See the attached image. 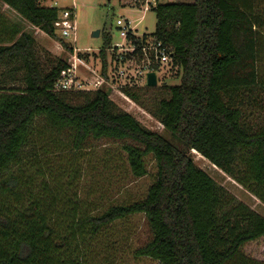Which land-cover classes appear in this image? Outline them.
Listing matches in <instances>:
<instances>
[{"label":"trees","instance_id":"1","mask_svg":"<svg viewBox=\"0 0 264 264\" xmlns=\"http://www.w3.org/2000/svg\"><path fill=\"white\" fill-rule=\"evenodd\" d=\"M144 1L123 0V5ZM0 2L64 50L44 72L33 36L0 14V70L7 67L8 78L0 81V264H93L99 238L109 235L114 222L135 214L145 216L152 234L136 257L159 264H264L242 251L264 237V216L216 183L190 153H199L264 204V126L247 125L235 99L241 88L257 83L255 41L264 34L260 0L156 1L150 8L154 31L141 36L129 31L134 50L122 55L126 68L146 64L142 47L149 36L171 48L172 62L181 69L179 83L167 86L168 98L152 108L123 88L175 143L120 109L102 86L92 92L54 91L69 66L66 55L73 53L56 33L58 8L39 0ZM106 48H111L108 34L97 52L104 77L117 61L115 50L108 61ZM86 54L77 56L87 61ZM150 69L158 65L152 62ZM20 71L23 84L15 86ZM90 138L130 141L122 143V151L136 177L146 174L145 157L152 155L155 179L143 199L97 210L80 198L78 159ZM62 152L73 163L65 160L67 170L47 176L39 157ZM29 162L34 171L28 178L12 171L25 167L24 175Z\"/></svg>","mask_w":264,"mask_h":264},{"label":"rangeland","instance_id":"2","mask_svg":"<svg viewBox=\"0 0 264 264\" xmlns=\"http://www.w3.org/2000/svg\"><path fill=\"white\" fill-rule=\"evenodd\" d=\"M53 1L58 3V7L70 5V0H45L44 3L48 6L52 5ZM75 1V35L64 38V40L66 43H69L73 50L74 47L79 49L73 51L76 55L78 53H87L86 55L89 56L88 60L85 61V63L90 64L89 67L87 65L80 67L81 64H76L78 77H86L90 81L95 78L96 74L98 76L102 75L101 77L104 80L102 87L108 91L109 98L120 109L132 114L144 127L161 133L168 140L175 143L174 139L163 130L162 125L156 119L123 93V88H128L134 92L147 108H152L160 99L168 98L169 90L167 86L179 83L180 67L172 61L165 65H159L157 70V85L149 87L145 84L146 80L143 74H135L127 70L120 76L116 71L117 67L113 64L108 65L106 77H104L101 72L102 62L97 53L102 49L106 34L110 35L111 47L115 43H122L119 32L123 21H129V27L138 34L153 32L156 23L154 11L147 10L143 14L144 5H123V0ZM158 1L167 2L169 0ZM259 3L264 4V0H260ZM151 6H154V4H151ZM258 6V9L262 7L260 9L264 10V5ZM0 14L9 23L17 22L26 33L32 34L35 37L34 51L40 60L44 72L50 69L55 59L63 56L64 50L58 41L47 36L38 28H34L14 10L3 5V3H0ZM142 15L143 17L141 18ZM96 30L100 31L97 37L93 36V32ZM56 33L61 36L57 28ZM73 39L74 42H72ZM237 44L241 49L242 43L238 41ZM87 49L88 51H85ZM106 51L109 61L112 52L109 48H106ZM255 51V81L257 83L249 88H241L235 96L238 107L245 118V123L254 129L264 126V34H258V38L255 41ZM72 54L66 55V60L69 64L72 60ZM241 66L239 65L235 69ZM6 69L7 67L1 68L0 81L8 79L4 74ZM23 73V71H20L15 75V86H22L21 77ZM145 87H148V89ZM78 101L77 99L72 100V103H77ZM61 138L64 139L63 136ZM123 142L131 143L126 140H93L90 138L80 155L82 157L78 159V163L83 170L77 184L78 194L80 198L91 203L97 210H103L110 205L129 204L133 201L141 200L146 196L149 186L154 182L156 166L152 155L149 154L145 157L146 174L136 177L132 175L126 164L125 154L122 151ZM190 153L194 163L207 172L216 183L223 186L229 193L258 214L264 216V204L256 197L214 167L199 153L193 151H190ZM59 155L65 156L60 157ZM72 158L67 152L64 154L63 152L61 154H50L45 158L39 157L38 164H41L47 176L48 174L49 176L50 174L59 176L62 169L67 170L65 160L72 162ZM22 164L18 166L21 167ZM31 164L32 162H29L28 169L24 172V175H22L21 170H25V167H21V170L18 171V167L15 166L12 171L18 173L19 177L26 179L33 175L34 168H29ZM64 178L67 177L64 176ZM36 189L37 187L35 186L34 190ZM108 234L106 237L104 235L102 238H99V244L94 249L93 256L95 260H92L93 264H159L148 257H136L134 255L135 250L144 246L152 237L151 230L143 214H135L114 222L109 228ZM242 251L250 258L264 261V237L244 244Z\"/></svg>","mask_w":264,"mask_h":264},{"label":"built area","instance_id":"3","mask_svg":"<svg viewBox=\"0 0 264 264\" xmlns=\"http://www.w3.org/2000/svg\"><path fill=\"white\" fill-rule=\"evenodd\" d=\"M58 3L53 1L50 7H57L58 14L57 19L54 23L55 28L59 29L60 34L63 38H67L71 35H75L76 31V23H75V9H76V1L70 0V5L58 7ZM151 4V0L144 1V9H148ZM142 5V6H143ZM129 21H123L122 26L120 27L119 36L122 39V43H115L113 47L109 48L113 53L114 50L117 54V61L114 60V64L117 67L118 75L122 76L125 71L134 72L135 74H143L144 79H146V74L149 71H153L150 69L152 62L158 65H165L168 62L172 61L171 56V48L168 46H164L161 44L160 41H155L153 38H148L145 41V45L142 47L143 53L147 57L146 64H144L140 68L136 69H128L123 64L122 55L126 53H130L134 50V45L127 40V35L129 31L132 29L129 27ZM132 32V31H131ZM74 42V39L73 41ZM73 49V48H72ZM79 50L78 48L74 47V50ZM151 50V56H148L147 51ZM85 51H88L85 50ZM85 65V61L80 59L75 52L72 54V60L70 64L68 63V68L61 71L59 77L56 79L53 85L54 91H90V90H98L103 84L102 75L98 76L95 75L93 80L88 81L86 77H78L76 64ZM157 74V70L154 71ZM158 77V76H157Z\"/></svg>","mask_w":264,"mask_h":264},{"label":"crops","instance_id":"4","mask_svg":"<svg viewBox=\"0 0 264 264\" xmlns=\"http://www.w3.org/2000/svg\"><path fill=\"white\" fill-rule=\"evenodd\" d=\"M44 1L45 0H39V3L41 4V5H44V6H47V5H45V3H44ZM156 1H158V0H154V1H152L151 0V4H155L156 3ZM169 1H172V0H169ZM164 2V1H163ZM1 3V2H0ZM151 4H150V6H149V8L148 9H144V7H143V14L147 11V10H151L150 8H151ZM3 5H5V4H3ZM5 6H7V5H5ZM49 6V5H48ZM65 6H67V5H65ZM8 7V6H7ZM9 8V7H8ZM11 9V8H10ZM11 10H13V9H11ZM143 17V15L141 16V18ZM12 23H14V24H16L17 26H19L20 27V29L22 30V31H24L23 29H22V27H21V25L20 24H18L17 22H12ZM34 27V26H33ZM35 28V27H34ZM132 31V33L133 34H135V36H141L142 34H138L136 31H134V30H131ZM25 32V31H24ZM152 33V32H151ZM151 33H143V34H147V35H149V34H151ZM138 34V35H137ZM32 35V34H31ZM19 36V34H17L16 36H15V38L14 39H16L17 37ZM33 36V35H32ZM33 38H34V40H35V37L33 36ZM148 38H152V37H149L148 36ZM79 65H80V63H78ZM87 65V67H89L90 66V64H87V63H85V65H80V67H82V66H86ZM156 77H157V74H156Z\"/></svg>","mask_w":264,"mask_h":264},{"label":"water","instance_id":"5","mask_svg":"<svg viewBox=\"0 0 264 264\" xmlns=\"http://www.w3.org/2000/svg\"><path fill=\"white\" fill-rule=\"evenodd\" d=\"M99 30L93 32V36L97 37L99 35ZM146 86L153 87L157 85V77L154 71H149L146 74Z\"/></svg>","mask_w":264,"mask_h":264}]
</instances>
